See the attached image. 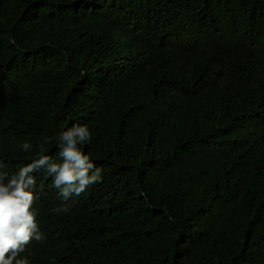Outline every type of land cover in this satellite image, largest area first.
Instances as JSON below:
<instances>
[{
  "label": "trees",
  "instance_id": "1",
  "mask_svg": "<svg viewBox=\"0 0 264 264\" xmlns=\"http://www.w3.org/2000/svg\"><path fill=\"white\" fill-rule=\"evenodd\" d=\"M73 123L103 179L65 202L42 174L18 258L264 264V0H0L5 170Z\"/></svg>",
  "mask_w": 264,
  "mask_h": 264
},
{
  "label": "clouds",
  "instance_id": "2",
  "mask_svg": "<svg viewBox=\"0 0 264 264\" xmlns=\"http://www.w3.org/2000/svg\"><path fill=\"white\" fill-rule=\"evenodd\" d=\"M54 139L55 158L45 154L48 150L44 145L53 142L52 137H45L35 149L27 140L17 145L21 153L33 155L14 171H6L7 165L0 159V264H30L27 257H18L32 241L39 243L47 239L34 207L40 199L37 181L42 174L50 178V187L65 202L85 194L103 179L102 168L84 151V146L92 140L87 125L65 126ZM56 211L68 213L70 207L65 203Z\"/></svg>",
  "mask_w": 264,
  "mask_h": 264
}]
</instances>
